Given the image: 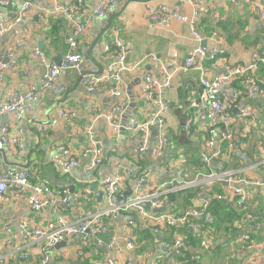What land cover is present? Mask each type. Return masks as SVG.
<instances>
[{"label": "crops", "instance_id": "crops-1", "mask_svg": "<svg viewBox=\"0 0 264 264\" xmlns=\"http://www.w3.org/2000/svg\"><path fill=\"white\" fill-rule=\"evenodd\" d=\"M26 1H31L35 9L28 13L22 24L0 38L1 56L2 50H6L9 43L11 44L15 39L16 33L24 29H29L30 32L22 46L14 52L11 59H8V64H12L15 70L7 73L0 81V104L12 91L24 93L32 85L39 86L48 72V64H58L57 61H62L67 54L65 38L68 21L52 14L53 0H12V7L0 9V14L6 19L9 11H17ZM59 1L70 5L76 2V0ZM258 2L263 4L264 0ZM148 3L177 8L184 15H191L192 12L191 5L185 0H116V11L110 17L97 19L90 14L84 18L88 22V31L80 40L79 52L84 58L80 69L65 72L56 87L31 103L23 122L18 123L12 117L5 118V122L10 124L11 135L22 139L24 153L18 156L16 148L8 147L0 153V167L5 170H26L33 183L48 181L55 190L71 191L76 195V200L72 201L67 211L60 209L58 214L61 213L73 220L83 217L87 212L108 208L109 200L105 188L100 186L99 181L112 176L118 163L130 167V164L140 162L132 157L139 135L130 131L129 126L132 120L143 121L152 116L156 110L150 102L139 98L148 74L151 73L161 79L158 65L147 62L136 73L122 75L123 101L127 100L128 103L126 112L121 116L122 129L112 136L108 131L106 120L101 119L96 123L98 137L104 144V164L93 173L82 172L81 168L87 162L81 154L85 143V130L97 113L102 115L110 113L123 102L111 95L113 84L104 83L95 91L88 92L84 87L85 78H83V75H102L107 72L109 61L118 52L114 46L115 27L120 26L123 29L120 38L127 48L129 64L149 55H156L164 63L170 64L171 69L175 71L177 67L184 66L185 60L196 47L188 24L172 21L166 29L153 26L147 18ZM84 5L92 13L97 3L96 0H84ZM195 5H214L220 17V20L216 21L210 14L202 15L197 24L205 32V47L209 50L220 47L225 51V56L215 63L204 64L211 77L223 76L229 69L245 66L264 58V21L246 0H196ZM113 15L116 18L111 20ZM218 22L224 24L227 29L229 26L232 30L226 33L228 38L215 29ZM215 32L223 38L222 43L214 37ZM36 50L44 52L47 58L46 64L35 58ZM175 54L178 56L176 59ZM200 77L201 72L196 68L188 73L178 70L171 88L161 91V99L166 107L167 133L171 146L165 159L158 161L149 155L143 160L144 168L138 167V170L143 169L145 174L153 173L151 185L157 186L162 182L178 178L177 168L169 174L162 172L163 163L182 161L176 155L177 147L178 153L189 154L187 156L190 161H194L195 153L199 156L202 151L206 142L204 133L199 137L194 135L193 138L191 133V138L188 134L189 145L178 143L183 131L180 117L196 115L195 103L202 93ZM248 78L249 75L241 77L226 91L234 90L240 95L237 101L238 108L233 113L246 106L252 107L254 113L255 122L250 129L245 131L242 123L234 126L235 134L241 140L232 152L235 158L231 163L233 168H230L237 173L240 180L244 181L239 186L250 194L246 204L238 208L234 201L230 203L219 200L221 203L219 209H214L213 196L210 194L212 191H207L205 188H201V194L197 199H191L189 204L184 202L187 190L180 192L183 195L178 196L176 204H173L167 195L165 206L156 214L183 217L200 209L206 208V211L202 216L191 217L193 228L191 224L172 227L159 235L143 231V221L138 214L130 215L134 221L131 234L135 237L136 244L133 250H126L122 256L115 255L119 264H264V96L250 92L251 85L247 83ZM255 78L256 84L263 87L264 63L259 64ZM131 86H133L136 109L128 114L131 105L128 88ZM62 87H66V92L60 91ZM61 110L74 112L75 117L63 123L60 128L50 129L43 136H39L37 125L58 119ZM197 128L205 129L201 125H197ZM248 135L249 138L245 139ZM61 144L68 145L76 151L79 160V165L69 172H65L51 162L56 148ZM188 147H193L195 153L184 150ZM131 179L122 186V191L115 199L117 203L132 198V191L130 196L124 197V193L133 190L136 184V182L132 184ZM86 188L94 190V195L90 199L85 197ZM231 188L233 187L223 185L219 195H228ZM98 194L101 196L99 197ZM228 205H232L237 211L227 209ZM0 213L2 216L0 259H3V264H44L43 246L21 238L20 224L26 220L31 221L36 227L45 225L56 219L54 211L47 208L36 213L28 208L24 201L9 193L5 202L0 204ZM249 216L253 218V222L249 220ZM126 221V215L111 219L108 238L115 237L120 245L123 244ZM5 224L12 227L18 234L17 238L8 239L3 230ZM252 233L255 234L253 238ZM177 237H182L186 241V247L179 253L166 252L165 243ZM99 252L107 251L99 250ZM96 253L94 246H83L79 239H72L62 248H53L45 264H91L101 257ZM24 254L28 255V260L21 258Z\"/></svg>", "mask_w": 264, "mask_h": 264}, {"label": "built area", "instance_id": "built-area-1", "mask_svg": "<svg viewBox=\"0 0 264 264\" xmlns=\"http://www.w3.org/2000/svg\"><path fill=\"white\" fill-rule=\"evenodd\" d=\"M253 6L254 11L264 21V3L258 0H246ZM191 5V15H184L177 8H170L165 5L147 4V18L153 26L158 29H166L172 21L188 24L192 31V39L196 43L192 54L185 60L184 66H179L175 71L171 69V65L164 63L156 55H149L144 59L129 64L127 57V48L120 36L123 29L120 26L115 27L116 39L114 46L117 49V55L113 56L108 64L107 72L98 74H88L84 78V87L88 92H93L100 86L113 84L110 93L113 97L120 101L124 100V93L121 89L122 75L125 73H136L147 62H153L158 65V72L161 79L153 74H148L145 79V86L139 93V98L150 102L155 107L152 116L147 117L143 121L132 120L129 129L139 135L137 146L132 152V157L136 161L145 160L146 156H153L155 160H163L168 154L171 141L167 133L166 107L161 99L162 90L171 88L175 73L180 70L184 73L196 68L201 72L200 84L202 93L199 100L195 103L196 115L190 120L187 127L189 128L194 122L196 125L205 127L209 136L205 142L202 151V162L209 166L214 160L220 158L224 149L233 152L237 146L238 137L235 134L234 126L242 123L245 131L254 125V113L252 107L246 106L239 109L238 112L233 111L238 108L237 101L239 93L230 90L231 86L241 77L249 75L247 83L251 85L252 94H261L264 96V86L259 87L256 84L255 74L259 64L264 63L263 59H257L248 65L234 67L220 77L213 78L204 67L205 63H215L218 59L225 56V51L220 47L209 50L203 45L206 41V35L202 28L198 27V19L202 15L211 14L212 17L219 21L220 17L216 6H196V0H185ZM52 14L63 17L68 21V29L65 38L67 45V54L60 64H48V72L43 77L39 86L32 85L30 89L24 93L12 91L8 93L4 101L0 104V152L8 147L17 149V155L24 153V143L18 136L10 133V124L5 122V118L12 117L16 122L21 123L25 114L29 109V105L37 101L40 96L57 86L61 76L72 70L80 69L83 63V55L79 52V43L81 38L88 31V22L84 20L90 14L97 19H105L110 17L116 11V0H96L97 6L92 13L85 7L84 0H76L75 3L62 4L59 0H53ZM12 7V0H0V9ZM35 9L31 1H26L17 11H9L6 19L0 14V38L7 33L12 32L16 26L23 23L24 19ZM29 29H24L20 33H16L13 42L7 46L6 50H2L0 56V81H2L7 73L14 72L12 64L5 63V60L11 59L14 52L20 48L24 39L29 35ZM214 37L218 42L222 43L223 38L214 33ZM34 56L41 63H47L44 52L36 50ZM178 56L175 54L174 58ZM66 87H62L60 91L66 92ZM251 97V95L249 94ZM127 100L118 104L115 109L107 114H96L92 123L85 130V143L81 149V154L87 159L86 164L82 166L83 173H93L101 165L104 164L105 153L104 144L98 137L96 123L104 119L107 121V128L112 136H115L122 129L121 116L127 110ZM75 117V113L68 110H61L58 119L50 120L49 123H41L37 125L39 136H43L50 129H57L63 123L71 121ZM156 131V133H155ZM244 133V132H243ZM51 162L65 172H69L79 165V160L74 151L68 145H59ZM178 169V178L170 179L162 182L160 185H151L153 173H146L136 181L132 191V198L117 203L115 199L122 191V186L129 182L134 175V170L128 166H122L120 163L116 165L115 173L103 179L100 186L105 188V194L109 200L107 209L96 212H87L79 219H71L66 215L58 214L60 209L67 211L76 200V195L69 190H55L51 187L50 182L33 183L30 180L26 170H5L0 167V204L4 203L9 193L19 200L26 203L28 208L39 213L47 208H51L56 214V219L42 226H34L31 221H23L20 224V237L25 241L39 243L43 246L42 252L45 259L44 264L48 260V255L53 248L62 243H68L72 239H79L83 246H94L100 259H96L91 264H119L118 257L122 256L126 250L135 248L136 240L131 234V228L134 221L130 215L138 214L143 221V231L159 235L166 229L172 227H184L191 224L192 216H202L206 208L198 211L187 213L183 217H174L169 214H156L157 210L163 209L166 204L167 195L172 193H180L197 188H205L207 191L213 189L219 184L227 183L231 186V192L228 195H218V200L228 201L236 204L238 208H242L250 194L239 184L244 183L237 177L234 170H226L223 166L213 168L210 173L196 171L194 165L186 166L184 161H167L163 164L162 172L169 174L173 169ZM85 197L90 199L94 195V190L86 188ZM149 203V209L143 205ZM121 215L127 216V227L123 237V244L118 243L115 237L108 238L110 233V221ZM0 213V221H1ZM249 220L253 222V218L249 216ZM194 227V224H191ZM9 240L17 238L18 234L14 232L9 224L3 226ZM186 247V241L182 237H177L165 243L166 252H180ZM99 250H106V253H100ZM24 260H28L27 254L21 256ZM0 259V264H3Z\"/></svg>", "mask_w": 264, "mask_h": 264}, {"label": "trees", "instance_id": "trees-1", "mask_svg": "<svg viewBox=\"0 0 264 264\" xmlns=\"http://www.w3.org/2000/svg\"><path fill=\"white\" fill-rule=\"evenodd\" d=\"M211 15V14H210ZM215 29H218L219 30V33L221 35H223L224 37L226 36L227 37V34L228 32L232 31L229 29V26H228V29L227 27H225L224 24H221V22H218V24L216 25V28ZM240 35V33H239ZM228 38V37H227ZM240 39V37H239ZM79 47H80V43H79ZM195 114H196V109H195ZM193 117V115H192ZM194 119H195V115H194ZM189 132L191 133L192 135V138L194 137V135L196 136H201L202 133H204V139H208V132L207 130H199V128H197V125L196 123L194 122V124H192L189 128ZM191 135H190V138H191ZM242 137H243V134H242ZM249 138V135L245 138V139H248ZM177 139V138H175ZM241 140V138L239 137V139L237 140V143ZM195 153V152H194ZM196 154V153H195ZM194 154V161H190L188 158V156H185L184 158H182V161L185 162V165L186 166H189V165H194V167L196 168V171H200V172H204V173H210L211 171H213L215 167H218L219 165L223 166L224 169L226 170H230V168H233L232 167V161L234 160L235 156H233V153L232 152H229L227 149H224L223 152L221 153V156L220 158L216 159L213 161V163H211L209 166L205 165L203 162H202V159H201V156H196ZM201 154V153H200ZM194 164H193V163ZM166 163V162H165ZM164 164V163H163ZM162 164V165H163ZM135 165L137 167H141V168H144V165L145 163L143 161H140L139 163H135ZM145 174V172H143V169H141V171L138 170L137 174L134 175L131 179V182L132 184H134L139 178H141L143 175ZM102 180L99 181V184ZM223 186V184H219L217 185L216 187H214L213 189H211L210 191H212L210 194L213 196V206H214V209H219L218 207L221 205L220 201L217 200V196L221 193V187ZM202 192L201 188H198L197 190H194V192H190V190L187 192V195H186V198L184 200L185 204H189L191 199H197L198 198V195H200ZM209 194V195H210ZM183 193H180V194H177V193H172L170 195H168L169 197V200L173 203V204H176L177 200H178V196H182ZM219 201V202H218ZM229 210H233V211H237L235 210L234 207H232V205H228L227 206ZM255 237V234L252 233V238Z\"/></svg>", "mask_w": 264, "mask_h": 264}, {"label": "water", "instance_id": "water-1", "mask_svg": "<svg viewBox=\"0 0 264 264\" xmlns=\"http://www.w3.org/2000/svg\"><path fill=\"white\" fill-rule=\"evenodd\" d=\"M115 18H116V16L113 15L110 19H111V20H114ZM205 43H206V41H204V43H203L204 46H205ZM4 62H5V63H8V60H5ZM57 63L60 64L61 61L58 60ZM101 71H102V69H101ZM101 71H100V72H101ZM85 76H86V75H83V78H84ZM128 90H129L130 98H131V105H130V109H129V111H128V114H129L130 112H132V110H135V109H136V103H135L136 100H135V97L133 96V92H132V90H133V86L129 87ZM176 114H177V113H176ZM178 116L180 117V115H178ZM191 117H192V116H191ZM191 117L188 116V115H186L185 117H182V116L180 117V120L182 121V125H183L182 135H180V137H179V139H178V143H179L180 145H189L187 127H188V124H189L190 120L192 121ZM126 124H127V123H126ZM126 124H125V126H126ZM155 133H156V131H155ZM3 152H4V151H1L0 153H3ZM129 166L134 170V175H136L137 172H138V167H137L135 164H130ZM134 175H133V176H134ZM223 185H228V184H227V183H223ZM130 195H131V190H128L127 192L124 193V197H128V196H130ZM98 196L100 197L101 194H98ZM121 201H122V198H121ZM143 206H144L146 209H149L150 204H149V203H146V204H144ZM157 211H160V210H157ZM157 211H156V212H157ZM65 245H66V243H62V244L57 245L56 248H62V247H64Z\"/></svg>", "mask_w": 264, "mask_h": 264}, {"label": "rangeland", "instance_id": "rangeland-1", "mask_svg": "<svg viewBox=\"0 0 264 264\" xmlns=\"http://www.w3.org/2000/svg\"><path fill=\"white\" fill-rule=\"evenodd\" d=\"M184 150H187V151H192L193 153H194V150H193V147H188V148H184ZM175 152H176V155L177 156H179L178 158H180V159H182V158H184L185 156H189V154H185V153H178L179 152V148L177 147V149L175 150ZM204 173V172H203ZM205 174V173H204ZM207 174V173H206ZM207 175H209V174H207Z\"/></svg>", "mask_w": 264, "mask_h": 264}]
</instances>
